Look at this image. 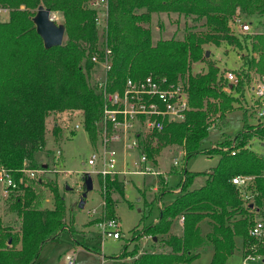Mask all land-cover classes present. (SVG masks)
<instances>
[{"label":"trees","instance_id":"16d2710c","mask_svg":"<svg viewBox=\"0 0 264 264\" xmlns=\"http://www.w3.org/2000/svg\"><path fill=\"white\" fill-rule=\"evenodd\" d=\"M87 1L0 0V5L14 9L8 22L0 21V165L12 172L24 193L13 206L21 218L20 231L0 226V264H42L40 255L46 243L67 229L74 233V220L69 218L68 222L64 196L48 177L49 166L37 156L46 147L47 120L53 114L83 111L85 130L93 143L97 141L96 122L102 114L104 98L91 83L90 58L102 42L96 25L97 12L85 7ZM108 2L109 44L114 52L110 92L121 90L128 78L140 81L152 75L183 84L188 94L190 111L186 121L168 125L162 134L148 136L142 143L143 151L151 160L169 146L182 147L187 161L201 154L219 157L211 173H205L208 179L201 188L191 189L201 173L185 169L176 200L161 210L155 224L136 234L137 239L150 236L156 242H164L169 251L139 255L138 246L131 251L125 247L121 258L132 257L130 264H190L212 246L211 264H225L239 241L247 250L246 256L255 253L250 250L253 246L258 248L256 254L264 256V244L249 235L254 217L261 216L264 208V157L250 145L256 137L264 138V128L244 127L232 140L221 143V147H229L228 151L203 148L212 129L230 126L229 114L243 102L250 71L264 72V26L263 33L241 36L243 41L229 26L241 13L264 17V0ZM40 6L63 14L68 39L62 46L45 48L31 12ZM158 13L185 15L194 24L201 23V29L194 25L182 40H160L154 44L147 25ZM224 42L248 52L243 57L244 66L235 72L237 85L228 84L211 60L206 73H191L194 63L208 60L206 45L220 47ZM233 144L238 150L235 156L231 154ZM25 171H40L43 175L33 183ZM239 175L257 177L256 210L251 205L244 206L232 183ZM21 178L32 184L20 183ZM99 183L107 218L115 217L124 183L102 177ZM44 188L53 194L52 209H44ZM181 217L185 218L183 235L166 238ZM205 220L211 226L207 233L202 227Z\"/></svg>","mask_w":264,"mask_h":264},{"label":"rangeland","instance_id":"374dc122","mask_svg":"<svg viewBox=\"0 0 264 264\" xmlns=\"http://www.w3.org/2000/svg\"><path fill=\"white\" fill-rule=\"evenodd\" d=\"M93 1H87L85 7L95 10L96 7L92 6ZM0 8L7 11L0 16V21L8 22L14 9L3 5H0ZM21 10H25V8L21 7ZM31 12L34 14L32 17L34 18L38 9ZM239 12L241 13V11H238V14ZM52 17L58 25H65V18L61 12L52 11ZM241 17L248 23L252 22L253 34L251 35L263 33L264 17L258 15L250 17L243 13H241ZM194 25L200 28L201 23L194 24L192 19H188L185 15L180 16L177 13H158L153 15L152 22L147 27L151 29L153 43L156 44L160 40H182ZM229 26L233 28L231 30L237 33L240 38L241 36L246 37L248 35L242 34L240 29L234 24V21ZM104 31L101 28L98 29L101 42H105L106 38L109 40V31L107 36L106 34L104 35ZM243 37L241 38L242 41ZM67 39L66 33L64 43L67 42ZM205 50L210 53L208 60L192 65L191 73L194 75L206 73L209 60L213 61L220 68L223 75L228 71H240L245 64L243 57L248 56V52L240 51L229 46L226 42L220 47L208 44L205 46ZM254 56L256 57L255 54ZM258 81L264 82V72H258L257 69L250 71V83L246 85L247 89L243 102L241 100L242 104L235 105L234 110L230 113L233 119L235 117V120L234 122L231 121L230 126L225 129V133L227 134L225 136L226 140H232L240 129L242 131L244 127L251 126L255 129V127L257 128L260 125L255 116L256 109L252 105L254 99L251 92V87ZM83 122L84 113L81 110L53 114L47 120V144L37 157L40 162L49 166L48 177L57 183L61 195L64 196L68 212V222H70V219L74 220V233H71L67 229L57 239L46 243L42 249L40 261L42 264H67V258L73 257L75 264H128L133 261V258H121L125 247H128V251H131L135 246H138L140 249L139 255L146 252L159 253L161 247H158V244H163V242L160 241L154 244V240L150 236L137 239L136 234L151 226L163 209L161 208L160 210V207L169 206L170 202L176 198L175 194L164 193V191H176L180 188V184L184 179L183 172L185 168L192 173H201L195 178L191 189L201 188L206 181L207 175L205 172L217 165L218 156L210 157L207 154H201L186 163L187 160L184 156L178 154L181 147L169 146L156 156V158L160 157L162 164V166L159 165L161 169H158V171L173 172L172 176H168L167 178L168 188L166 190H164L166 184L163 187L160 176L144 178L143 176L135 175L126 177V182L122 178L118 180L124 183V185L126 183L125 199H121L115 210L116 215L112 218H116L120 222L121 239L102 238L100 224L105 223L111 218H107L105 206H103L99 177L92 176L94 190L90 192L84 209L79 208L80 200L85 191L83 188L84 177L91 171V168L88 166V160L95 151V145L83 127ZM76 125H80L82 128L75 130ZM56 128H59V130L56 131ZM222 140V133H219L217 129H212L209 138L204 142L203 148L206 147V150L209 148L217 149V147L229 149V147H221V143L218 144ZM253 142L250 148L264 157V138L256 137L253 139ZM136 156V153H134L129 157L130 164H132ZM175 159L179 161V165L176 168H174ZM25 173L33 183L37 182L43 175L42 172H36L35 176L32 177L30 171H25ZM145 182L147 183L146 185ZM20 183L32 184L31 182L26 183L22 178ZM155 188L159 190L155 191ZM17 191L19 192L14 193L11 198H5L3 196L2 185L0 184V212H3V207H9L8 209H10V216L8 218L2 219L0 217V226L20 231L21 219L18 210H15L13 206L16 205L19 198L23 197L24 193L21 192L22 190ZM45 191L47 192L44 203L49 205L47 199H51L54 204V197L50 192L51 189H46ZM162 196L164 197L162 198ZM5 202L7 204H4ZM47 205L45 206L47 207ZM176 222H179V218L176 219ZM178 224L183 225L181 222ZM202 227L205 233L209 232L211 229L209 220H205ZM175 232L176 234H181V229L175 228ZM246 251L242 242L239 241L235 253L228 258L225 264H264V260L262 259L246 261ZM212 253L214 254L211 246L203 250L200 258L190 264H211L213 260ZM262 257L264 256L262 255Z\"/></svg>","mask_w":264,"mask_h":264},{"label":"built area","instance_id":"2783aa9c","mask_svg":"<svg viewBox=\"0 0 264 264\" xmlns=\"http://www.w3.org/2000/svg\"><path fill=\"white\" fill-rule=\"evenodd\" d=\"M92 6L96 7L97 11V28L105 30L104 35L107 36L109 2L94 0ZM6 12L5 9L0 8V16ZM234 24L242 34H253L251 23L246 22L241 16L235 18ZM90 62L93 65L90 71L91 83L103 96L104 107L96 122L98 139L94 143L95 151L88 160V166L91 168L88 174L111 181L135 175L161 176L162 172L158 171L159 168L154 160L143 151L142 143L148 136L162 134L168 125L186 121L190 106L184 85L170 83L167 78L151 75L140 81L128 78L121 90L110 92V85L113 83L110 73L114 64V52L107 38L102 42L99 51L91 56ZM224 78L230 85L238 84V76L233 71H228ZM251 92L254 99L252 105L256 109L255 116L260 126L264 128V82H256L251 87ZM83 123L85 128V120ZM81 128L80 125H76L75 130ZM234 147L235 144L232 145L233 156L238 152ZM134 153L137 156L130 164L129 157ZM174 165L178 166L179 162L175 161ZM36 172L40 171H30L32 177ZM262 176L264 179V174ZM256 180V176L249 175H239L232 179L244 206L251 205L255 210V199L259 195ZM0 184L5 198H11L19 190L12 172L2 165H0ZM184 221L185 218L181 217L180 222L184 224ZM253 222L249 235L260 244H264V208L261 216H255ZM100 227L102 238L121 239L120 222L116 218L107 220L100 224ZM250 250L255 253L249 254L246 261L263 258L262 255L256 254L257 246H253ZM67 264H75V259L68 257Z\"/></svg>","mask_w":264,"mask_h":264},{"label":"water","instance_id":"95a60500","mask_svg":"<svg viewBox=\"0 0 264 264\" xmlns=\"http://www.w3.org/2000/svg\"><path fill=\"white\" fill-rule=\"evenodd\" d=\"M33 22L36 26L38 34L43 39L46 49L60 47L63 45L66 34V26L64 24L58 25L54 21L52 11L50 9L40 6L36 16L33 18ZM209 55L210 53L207 52L208 57ZM84 187L85 191L83 192L79 203V207L81 209L85 207V199L88 197V193L94 190V180L89 174H86L84 177Z\"/></svg>","mask_w":264,"mask_h":264},{"label":"crops","instance_id":"0c3cea01","mask_svg":"<svg viewBox=\"0 0 264 264\" xmlns=\"http://www.w3.org/2000/svg\"><path fill=\"white\" fill-rule=\"evenodd\" d=\"M232 115L230 114V118H231V120L233 119V117H231ZM234 120H235V117H234V119L232 120V122H234ZM231 122V123H232ZM225 129H227V128H225ZM225 129H223V130H217L219 133H222V135H223V140L222 141H220V142H218V144H220V143H222L224 140H226V138H225V136H227V134L225 133ZM240 131H241V129H240ZM239 131V132H240ZM231 137V136H230ZM254 143V142H253ZM252 143V144H253ZM251 144V145H252ZM250 145V146H251ZM204 149H206V147L204 148ZM178 154H180V156H184V158H185V155H186V152H185V150L181 147L180 148V151L178 152ZM161 156V155H160ZM136 157H134V159H135ZM219 158V157H218ZM158 159H159V161H158ZM158 161V162H157ZM175 161H178L177 159H175ZM174 161V162H175ZM219 161V160H218ZM154 162L156 163V165H157V167L159 168V169H161V166H162V164H161V162H160V157H158V158H156L155 157V160H154ZM179 162V161H178ZM160 163V164H159ZM186 163H188V161L186 162ZM159 165H161V166H159ZM177 166H175L174 165V168H176ZM215 167V166H214ZM186 170H188L187 168H185ZM211 169L212 168H210V169H208L207 171H208V173H211ZM176 170V169H175ZM206 171V172H207ZM162 172V175L160 176V178H161V182H162V185H163V187H165L164 186V184H166V187L164 188V190H166L167 188H168V180H167V178H168V176H172V174H173V172L171 173H168L167 171H161ZM205 172V173H206ZM129 177H132V176H129ZM144 178L145 177H152V176H143ZM156 177V176H155ZM207 179H208V177H206V181H205V183H204V185L206 184V182H207ZM120 180V179H119ZM125 180V182H126V179H124ZM145 180V179H144ZM183 181V180H182ZM147 183L145 182V185H146ZM203 185V186H204ZM125 187H124V195L122 196V198L121 199H125V188H126V183H125V185H124ZM162 188V187H161ZM181 188H179L178 190H176V191H164V193H173V194H175L176 195V198H177V196L181 193V190H180ZM198 189V188H197ZM155 191H158L159 189L158 188H155L154 189ZM92 192V191H91ZM89 194L90 193H88V197H89ZM165 196V195H164ZM164 196H162V198L164 197ZM88 197L85 199V206H86V201H87V199H88ZM176 198H174L171 202H170V204L169 205H171L174 201H175V199ZM121 199H120V201H121ZM47 201L49 202V205H47V204H45V205H47V207L44 205V209H52L53 207H54V204L52 203V200L51 199H47ZM4 204H7L6 202L4 203ZM119 204V203H118ZM118 204L116 205V208L118 207ZM9 208V207H8ZM7 207H3V212H0V217H2V219H5V218H8L10 215H9V211H10V209H8ZM161 208H165L164 206L163 207H160V210H161ZM84 209V208H83ZM160 214H161V211H160ZM159 217H160V215H159ZM159 217L157 218V220L153 223V224H155L158 220H159ZM21 219V218H20ZM179 222H180V219H179ZM179 222H176L175 221V223H174V225L172 226V229H171V232H170V234L168 235V236H166V238H168V237H170V236H176V237H181L182 235H183V231H184V227H183V225L181 226L180 224H178ZM152 224V225H153ZM175 228H180L181 229V234H176V232H175ZM15 232H18L19 230H14ZM156 243V241L154 240V244ZM158 247H161V250L159 251V252H168L169 251V248L167 247V246H165V244H164V242H163V244L162 243H159L158 244ZM19 248H20V246H19ZM85 249V248H84ZM87 250V249H86ZM143 250V249H142ZM89 251V250H88ZM213 254V253H212ZM41 256V255H40ZM262 260H264V257L262 258ZM41 262V261H40ZM264 262V261H263ZM42 263V262H41ZM124 264H127V263H124ZM128 264H130V263H128Z\"/></svg>","mask_w":264,"mask_h":264}]
</instances>
